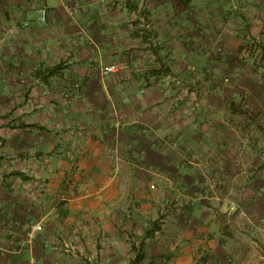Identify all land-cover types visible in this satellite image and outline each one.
Wrapping results in <instances>:
<instances>
[{
  "label": "crops",
  "instance_id": "0c3cea01",
  "mask_svg": "<svg viewBox=\"0 0 264 264\" xmlns=\"http://www.w3.org/2000/svg\"><path fill=\"white\" fill-rule=\"evenodd\" d=\"M44 1L46 7L38 0H0L7 9L0 11V21L10 26L18 6L21 19L49 10L46 27L29 22L18 40H0V50L10 54L0 64L3 156L17 166L12 176L3 174L0 220L5 215L6 223L19 224L13 237L19 243L28 224L39 223L43 229L37 253L0 255V264H264L263 241L252 239L259 228H245L240 216L237 234L230 239L220 222L224 209L216 205L215 213L204 205L190 209L195 220L186 229L183 215L165 212L170 199H183V149L171 147L174 142L183 148V122L172 126L168 112L152 110L150 100L140 94L122 93L119 74L106 73L114 62H123L137 77L135 85L152 83L141 77L147 67L139 50L147 38L138 31L142 17L126 15L136 23L132 30L126 16L100 21L89 12L90 6L109 0ZM132 1L144 6L145 0ZM211 2L191 0L189 6L200 17L210 15L217 41L224 37L234 48L238 38L253 39L264 56V0H216L212 12H204L202 7ZM157 28L169 31L161 21ZM82 30L86 34L80 38ZM15 46L23 55L19 65L8 60ZM68 59L69 67L60 70L61 61ZM114 102L126 104V110L114 109ZM120 121L139 125L120 131L115 124ZM227 146L234 170L242 158L234 162L237 145L229 141ZM238 178L234 173L223 181L232 185ZM60 242L74 252L61 253Z\"/></svg>",
  "mask_w": 264,
  "mask_h": 264
},
{
  "label": "rangeland",
  "instance_id": "374dc122",
  "mask_svg": "<svg viewBox=\"0 0 264 264\" xmlns=\"http://www.w3.org/2000/svg\"><path fill=\"white\" fill-rule=\"evenodd\" d=\"M109 1L110 4L104 2L102 6H90L89 12L97 13L100 21H112L126 15L130 17L136 13L143 19L140 26H137L142 33L140 37H147L140 41L142 43L144 40L143 45H146L139 50L144 51L141 57H145L147 66L141 77L151 78L152 83L138 87L135 85L137 77L134 72L129 68L124 69L123 62H114L113 65L122 66H119L120 71L117 73L125 87L122 93L125 92L130 97L136 94L147 97L152 110L169 113V124L172 126L183 122V148L179 149L174 142L171 144L172 150L178 148L181 152L183 149V199H170L165 212L173 211L183 215V226L186 229L195 220H192L190 209L197 206L202 208L204 205L214 211L216 205L219 209H224L219 217L230 239L237 234V217L240 216L245 228H259L258 235L252 239L256 243H260L259 239H262L264 244V56L259 43L253 39L238 38L233 41L237 43L233 48L226 45L228 39L224 37L217 41L219 33L213 28L210 15L209 19L200 17L196 7H187L182 0H162V4L159 0H145L144 6H135L132 0H128L123 6H119L118 0ZM112 1L117 4L113 5ZM210 1L212 2L208 8L202 7L206 13L212 12L216 0ZM44 2L38 0L37 4L46 7ZM72 8L67 6L70 13L74 12L75 8ZM3 10L7 9L0 5V11ZM21 11L23 10L19 6L16 7L14 14L18 21L11 23L12 28L9 22L0 21V40L7 41L8 37L18 40L21 31L28 28L25 25L29 22L35 28L48 25L42 26L38 22V14L34 12L21 19ZM129 17L127 20H132ZM24 20L28 22H22ZM131 20L129 28L133 30L136 23ZM154 20L157 22L154 23ZM160 21L168 27V32L159 31L157 25ZM94 24L103 26V22L95 21ZM10 29H13L12 33ZM155 31H159L157 33L161 34L160 38L155 36ZM151 33L153 35L148 36ZM85 34L82 30L80 38ZM13 50V57L8 60L19 65L23 61V55L19 47L15 46ZM248 50H251L250 54ZM9 56L10 54L5 55L0 50V64ZM69 61L71 59L61 61L60 70L69 67ZM104 64L108 65L109 62ZM79 88L81 87H75ZM121 104L114 102V109L126 110V104ZM130 104L135 107V101ZM143 104L146 106L149 103L144 101ZM93 110L92 108L91 112ZM5 119L0 116V184L5 171L12 176L17 169L14 163H10L13 160L3 156L6 143L1 125H5ZM15 121L17 120L13 119V123ZM115 124L120 131L139 125L129 124L127 121ZM131 140L132 138L129 139ZM229 141L237 145L234 162L240 156L244 159H239L240 163H236L234 170L231 169L233 159H230L231 151L227 146ZM234 173L239 176L235 184L223 181V177ZM153 187L152 189L155 188ZM188 188H191L190 192L185 191ZM234 193L241 194L242 197L235 196ZM232 204L235 206L232 207ZM240 208L244 210V214H240ZM4 216L0 220V255L37 253L36 242L43 230L42 226L35 222L28 224L26 237L19 243L13 238L15 232L19 231L15 228L19 224L14 221L6 223ZM37 225L41 226V230L33 235V228ZM246 233L241 232L243 235ZM59 247L61 253L74 252L73 247L66 242H60Z\"/></svg>",
  "mask_w": 264,
  "mask_h": 264
},
{
  "label": "built area",
  "instance_id": "2783aa9c",
  "mask_svg": "<svg viewBox=\"0 0 264 264\" xmlns=\"http://www.w3.org/2000/svg\"><path fill=\"white\" fill-rule=\"evenodd\" d=\"M38 22L41 23L42 26H46L48 23V11L46 9H41L38 11ZM25 26H29V24H26ZM120 71V67L116 65H112L106 69L107 74H116ZM154 188V187H153ZM235 205L232 204V207ZM41 230V226L37 225L33 228V235L36 234Z\"/></svg>",
  "mask_w": 264,
  "mask_h": 264
},
{
  "label": "trees",
  "instance_id": "16d2710c",
  "mask_svg": "<svg viewBox=\"0 0 264 264\" xmlns=\"http://www.w3.org/2000/svg\"><path fill=\"white\" fill-rule=\"evenodd\" d=\"M189 1H191V0H182V2L184 3V5L187 6V7L189 6Z\"/></svg>",
  "mask_w": 264,
  "mask_h": 264
}]
</instances>
